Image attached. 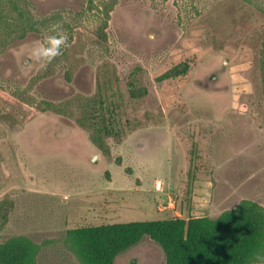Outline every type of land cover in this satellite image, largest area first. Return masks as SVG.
I'll return each mask as SVG.
<instances>
[{"label":"rangeland","instance_id":"rangeland-1","mask_svg":"<svg viewBox=\"0 0 264 264\" xmlns=\"http://www.w3.org/2000/svg\"><path fill=\"white\" fill-rule=\"evenodd\" d=\"M106 1L0 0V259L29 239L37 264H81L67 232L128 223L264 242V0ZM55 24L69 39L42 67ZM167 263L149 235L113 262Z\"/></svg>","mask_w":264,"mask_h":264},{"label":"trees","instance_id":"trees-1","mask_svg":"<svg viewBox=\"0 0 264 264\" xmlns=\"http://www.w3.org/2000/svg\"><path fill=\"white\" fill-rule=\"evenodd\" d=\"M115 1L107 0L101 9L109 12L107 5H113ZM249 23L252 24L248 17L246 23H242L246 31ZM251 31L258 36L263 35L264 23L258 26V30ZM101 105L102 102L100 108ZM77 110H86L89 123H94V108L85 105L78 106ZM101 122L100 118L98 123ZM217 223L204 220L203 226L211 228ZM197 225V221L189 222L186 234L181 221L106 225L70 230L67 232L66 241L70 243L71 250L81 264H113L114 258L120 252L143 235H149L162 244L168 256L167 264H247L256 257L264 259V242L261 238L256 240L258 230H254L249 224L237 222L235 227L242 230L240 234L233 226L223 230L216 227L211 234L197 233L196 229L200 227ZM243 226L244 228H240ZM254 240L257 241L256 244ZM9 244L12 245L9 248L10 253L0 259V264H37L36 244L29 239L7 242Z\"/></svg>","mask_w":264,"mask_h":264},{"label":"clouds","instance_id":"clouds-1","mask_svg":"<svg viewBox=\"0 0 264 264\" xmlns=\"http://www.w3.org/2000/svg\"><path fill=\"white\" fill-rule=\"evenodd\" d=\"M67 32L59 25L51 26L50 32L43 34L42 38L31 48L33 60L45 67L54 58L62 54V46L68 42Z\"/></svg>","mask_w":264,"mask_h":264},{"label":"flooded vegetation","instance_id":"flooded-vegetation-1","mask_svg":"<svg viewBox=\"0 0 264 264\" xmlns=\"http://www.w3.org/2000/svg\"><path fill=\"white\" fill-rule=\"evenodd\" d=\"M223 63L224 65L226 64V62H223ZM216 79H217V74L214 72L209 77H207L205 82H202V83H209V85H211L214 81H216Z\"/></svg>","mask_w":264,"mask_h":264},{"label":"water","instance_id":"water-1","mask_svg":"<svg viewBox=\"0 0 264 264\" xmlns=\"http://www.w3.org/2000/svg\"><path fill=\"white\" fill-rule=\"evenodd\" d=\"M95 158H96V157L94 156V157H93V159H92V161H94V160H95Z\"/></svg>","mask_w":264,"mask_h":264}]
</instances>
